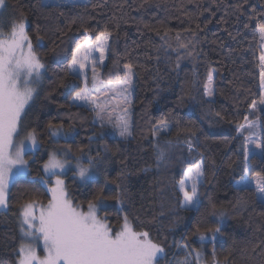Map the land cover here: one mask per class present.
<instances>
[{
    "label": "trees",
    "instance_id": "16d2710c",
    "mask_svg": "<svg viewBox=\"0 0 264 264\" xmlns=\"http://www.w3.org/2000/svg\"><path fill=\"white\" fill-rule=\"evenodd\" d=\"M6 2L7 32L22 15L45 67L20 131L34 129L40 147L26 152L29 174L11 184L8 210L0 212V264H17L20 209L29 201L48 202L51 194L39 179L42 164L52 150L69 146L72 157L91 155L100 161L98 176L85 183L73 171L64 175L71 200L86 209L97 195L108 197L101 217L118 230L126 216L134 230L148 232L165 251L158 264H197V251L207 264H264V204L251 193L236 191L237 166L232 163L240 156V140L233 139L236 125L244 124L245 116L250 119L255 110L249 106L261 96L258 24L264 23V0H60L59 7L45 6V0ZM81 25L92 30L93 39L100 31L112 33L98 69L104 81L122 79L124 65H133L132 136L127 140L101 129L93 112L70 106L72 94L83 86L65 75L71 49L84 39ZM37 35L43 37L39 42ZM180 43L189 44L188 49ZM178 56L183 57L179 67ZM212 70L215 96L209 98L204 84ZM259 117L264 123V111ZM163 119L170 125L163 138L174 147L168 165L157 168L152 132ZM49 120L65 129L71 124V137L51 136ZM189 139L196 149L191 156L184 143ZM198 153L205 161L201 206L186 210L180 207L177 182L183 169L201 158ZM255 170L264 171V165L257 162ZM121 187L127 191L118 202L113 197ZM221 212L223 235H217L215 244L201 242L197 227L201 232L214 227Z\"/></svg>",
    "mask_w": 264,
    "mask_h": 264
},
{
    "label": "snow or ice",
    "instance_id": "6c2138e0",
    "mask_svg": "<svg viewBox=\"0 0 264 264\" xmlns=\"http://www.w3.org/2000/svg\"><path fill=\"white\" fill-rule=\"evenodd\" d=\"M4 5L5 0H0V7ZM45 6L59 7L60 0H45ZM81 28L84 39L71 49L65 75L73 80L82 81L83 86L72 94L70 106L93 112L100 122L101 129L111 125L121 138L127 140L132 136L129 110L133 89V65L130 63L124 65L123 78L115 84H104L96 69L98 63L103 65L105 61L112 33L100 31L93 39L90 35L91 29L83 25ZM26 29V20L21 15V18L12 24L8 34L0 31V209L8 207L10 185L16 179L29 174L28 161L24 158L26 149L28 147L35 149L38 146L37 133L34 129L27 133L24 140L17 141L23 114H26V109L34 99L35 88L32 85L39 84L41 70L45 67L35 53L32 38ZM70 30L71 26H69ZM187 31L193 37L196 36V31L191 29ZM258 31L264 40V23L258 24ZM64 35V31L60 30V36ZM36 39L39 42L43 37L37 35ZM176 39L180 40L179 33ZM179 47L187 50L189 44L180 43ZM64 51L68 50L64 49ZM187 55L191 56L192 52L188 51ZM182 58L177 57V67ZM259 61L262 92L259 101L254 100L249 106L253 110L257 108L258 103L264 105V53L260 55ZM211 85L210 71L204 84V94L208 97L213 95ZM102 89L115 92L123 100L125 107L120 109L122 115L115 120L112 118L108 104L101 102ZM216 115L220 114L216 113ZM244 120L246 124L236 125L237 136L233 138L240 140L238 147L240 156L232 162L237 166L234 187L237 192L251 193L257 202L264 204V171L255 170L257 162L264 165V123L248 122L247 116ZM47 127L53 137L62 136L67 139L72 135L71 124L65 129L63 123L57 124L49 120ZM168 129L169 121L163 119L159 121V128H154L152 132L157 168L162 165L167 166L171 160L174 145L172 141L163 138ZM186 131L191 137L197 135L190 128ZM91 139L92 137H89V140ZM26 141H30V145L26 144ZM184 143L187 144L190 156L196 152L191 139ZM70 151V146L65 148L63 156L66 157ZM198 154L201 158L183 169V177L177 182V191L182 196L180 207L186 210L199 211L201 206L199 188L203 183L205 161L203 154ZM84 159L87 160L86 164L83 162ZM74 160L76 174L81 180L88 179L93 172L100 170L98 167L100 161L97 157L81 155L74 157ZM70 164L71 161L61 158L57 152H50L48 159L43 162L44 175L39 176V179L44 185L51 183L52 186L47 189L51 197L46 206L35 200L22 206L21 231L25 239L43 241L44 255L38 254L33 243H22L18 249L17 264H158V258L164 253V248L153 242L148 232L134 230L126 216L118 230H114L106 222V216L103 218L98 216V206H102L108 197L97 195L95 203L88 202L86 211L68 199L65 181L60 175ZM53 177H55L54 182ZM100 191L102 193L103 189L101 188ZM126 191V188L121 187V191L113 198L121 202ZM237 203L240 201L238 200ZM37 207L40 209L38 216L35 214ZM211 207L215 211L216 206L213 204ZM218 215L220 220L214 227L206 228L203 232L200 231L199 226L197 227L201 242L210 239L215 244L217 235H223L221 222L225 214L221 212ZM184 247L187 248V244ZM196 256L199 261V251L196 252Z\"/></svg>",
    "mask_w": 264,
    "mask_h": 264
},
{
    "label": "rangeland",
    "instance_id": "374dc122",
    "mask_svg": "<svg viewBox=\"0 0 264 264\" xmlns=\"http://www.w3.org/2000/svg\"><path fill=\"white\" fill-rule=\"evenodd\" d=\"M6 5H7V2H6V0H5V5L3 6V7H0V31H2V32H4L5 34H8L9 32H7L8 30H6V27H5V24H3V22H4V9H5V7H6ZM27 30V29H26ZM260 39H261V41H260V52H261V54L262 53H264V40H262V38H261V36H260ZM98 55V54H97ZM105 58H106V56H105ZM42 63V62H41ZM99 63L97 64V69H96V71H97V73L99 74V78H100V80L101 81H103V83L104 84H109V83H111V84H115L116 82H110V81H104L102 78H101V74H100V72H99ZM43 71H44V69H42L41 70V72H42V74H41V79H40V82H39V84H33L32 85V87H34L35 88V94H34V96L36 95V93L39 91V89H40V86H41V83H42V77H43ZM133 71H134V69H133ZM212 85H211V88H212V92H213V95L211 96V97H209V98H214V96H215V90H214V79H215V76H216V72H215V70H212ZM88 75H89V79L91 78V70L89 69V71H88ZM135 79H136V75H135V71H134V75H133V89H132V93H131V105H130V110H129V114H130V120H131V116H132V105H133V100H134V97H135ZM89 87H91V84H89ZM261 92H262V90H261ZM260 98H261V96H260ZM259 98V99H260ZM259 99H258V101H259ZM101 102H106L107 104H108V108H109V111L112 113V118H113V120H115L117 117H119V116H121L122 115V112H121V108H123V107H125V105H124V103H123V100H122V98L119 96V95H117L115 92H113V91H111V90H109V89H102V93H101ZM31 103V102H30ZM260 111H264V105H260L259 103L257 104V108L255 109V111H254V113L252 114V116L250 117V119L248 120V122H252V123H257V124H259V123H261V119H260V117H259V112ZM257 118H259V119H257ZM96 121H98L99 122V120H97L96 119ZM99 124H100V122H99ZM244 124H246V122L244 123ZM170 126V125H169ZM106 128H108V130H109V133L111 134V135H115V136H119V133H118V131L116 130V129H114L111 125H107V126H105ZM159 128V127H158ZM27 136V133L26 134H20V136L17 138V141H19V140H24L25 139V137ZM62 137V136H61ZM69 137H71V136H69ZM37 141H38V139H37ZM30 141H26V144H29L30 145ZM40 147V144H39V142H38V146L35 148V149H33V148H31V147H28L27 149H26V152L27 151H33V152H35L36 150H38V148ZM51 152H57L60 156H61V158H66V159H68L69 161H71V164L68 166V167H66L64 170H63V174H61L60 175V178L61 179H63L64 180V175L65 174H67V173H69V172H71V171H73L74 172V174H75V176L79 179V181L81 182V183H85V182H87L88 180H90V179H92V178H94V177H97L98 176V174H99V172L98 171H95V172H93L92 173V175L88 178V179H86V180H81L80 178H79V176L76 174V168H75V160H74V157H72V155H70V153H68V155L66 156V157H64L63 156V152H64V149H59V150H52ZM25 158V157H24ZM25 160H26V158H25ZM84 162V161H83ZM85 163V162H84ZM86 164V163H85ZM27 176V175H26ZM25 177V176H24ZM53 182H54V180H55V177H53ZM65 181V180H64ZM234 181V180H233ZM11 186V185H10ZM46 187H47V189L49 188V187H51L52 185H51V183L49 184V185H45ZM188 188H189V190H190V183H189V185H188ZM67 192V191H66ZM51 194V193H50ZM67 197H68V199H70L71 200V198L69 197V195H68V193H67ZM75 204V203H74ZM43 205H47V203H45V204H43ZM108 205V202L107 201H104V203H103V205L102 206H98V216H100L101 217V215L99 214V211H100V208L101 207H105V206H107ZM81 207V206H80ZM83 210H87V208L85 209V208H83V207H81ZM8 210V207L6 208V209H0V212H2V211H7ZM21 211H22V208L20 209V213H19V216H18V219H17V223H18V228H19V232H20V242H19V247H20V245L22 244V243H33L34 244V246L36 247V249H37V252H38V254L39 255H41V256H43L44 255V251H43V241L42 240H40L39 242H35V241H30V240H28V239H25L24 237H23V233H22V231H21ZM39 211H40V209H39V207H37L36 209H35V214L38 216L39 215ZM129 222V221H128ZM129 224L131 225V223L129 222ZM132 226V225H131ZM164 253H165V251H164ZM164 253L163 254H161L160 256H159V258L160 257H162L163 255H164ZM196 254V253H195ZM158 258V259H159ZM196 259H195V263H197V264H207L204 260H203V255H202V253H200V259H199V261L197 260V256L195 257Z\"/></svg>",
    "mask_w": 264,
    "mask_h": 264
}]
</instances>
